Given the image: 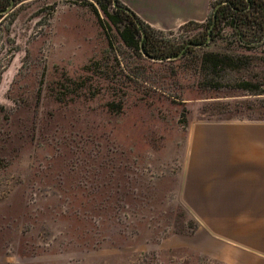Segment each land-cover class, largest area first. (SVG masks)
I'll list each match as a JSON object with an SVG mask.
<instances>
[{"label":"rangeland","instance_id":"1","mask_svg":"<svg viewBox=\"0 0 264 264\" xmlns=\"http://www.w3.org/2000/svg\"><path fill=\"white\" fill-rule=\"evenodd\" d=\"M93 8L105 20L94 0H13L0 17V264H211L186 200L191 129L264 120V35L238 45L223 21L199 48L241 62L223 87L201 89L179 62L174 76L146 70L158 90L120 72L138 63L126 49L116 62ZM201 31L162 34L182 44Z\"/></svg>","mask_w":264,"mask_h":264},{"label":"crops","instance_id":"2","mask_svg":"<svg viewBox=\"0 0 264 264\" xmlns=\"http://www.w3.org/2000/svg\"><path fill=\"white\" fill-rule=\"evenodd\" d=\"M118 1L160 31L203 23L212 3ZM186 181L187 203L206 235L199 253L211 264H264V120L194 123Z\"/></svg>","mask_w":264,"mask_h":264},{"label":"trees","instance_id":"3","mask_svg":"<svg viewBox=\"0 0 264 264\" xmlns=\"http://www.w3.org/2000/svg\"><path fill=\"white\" fill-rule=\"evenodd\" d=\"M94 1L105 19L100 20L95 8H93L98 21L106 30L112 31L113 29V38L119 44L117 46V51L111 44H108L110 51H112L113 58L116 59L117 63H120V60L124 59L123 49H126L138 63L137 66L132 68H127L125 66L126 69L121 65L119 66L120 72L122 73L123 71L125 74H129L128 77L130 78L128 79H130L132 83H138L140 86L146 85V87L149 86L150 88L152 87L158 90H160V88L149 82L146 70H149V68L155 64H162L169 68L170 76H174V68L177 67L179 62H184L185 64H183V67L192 70L194 74L199 77L197 86L201 89L216 90L223 87L219 82L220 72L231 67L238 68L241 62L238 64L237 62H233L231 54L227 51L203 52L199 50L200 47L205 45V41L208 39L207 36L211 35V39H213L215 35H217L223 21H225L224 24L229 26L236 36L238 45L249 47L251 44H256V42L259 41V37L264 35V0H220L219 2L223 3L218 5L216 9L215 22L210 32H207V27L211 22V9L205 21L200 23L202 24V31L199 37L188 40L182 44H175L166 40L162 34L163 31L155 30L142 22L118 0H115V3L120 7L117 9L112 7L111 0ZM8 2L9 0H0V11L8 5ZM212 5L211 3V6ZM1 16L2 14H0V17ZM135 22L139 23V27L135 25ZM189 24L196 23L188 22L182 26ZM141 32L143 33V37H141ZM197 44L201 46L196 47L195 45ZM140 47L147 56L159 60L152 61L145 58L140 52ZM118 55L120 56L118 57ZM169 57L173 58L167 59ZM98 76L106 81H111V78H109V80L107 79L108 74L106 71L98 72ZM124 77L125 76H123V78ZM113 80H115L114 82L116 83V81H119V78L114 77ZM123 83L124 82L120 81V85H123ZM240 87L247 90L249 89V91L255 94H259V90H256V86L248 82H242ZM111 105H114L118 111L121 107V102L119 101L115 104L111 103Z\"/></svg>","mask_w":264,"mask_h":264},{"label":"water","instance_id":"4","mask_svg":"<svg viewBox=\"0 0 264 264\" xmlns=\"http://www.w3.org/2000/svg\"><path fill=\"white\" fill-rule=\"evenodd\" d=\"M12 2H13V0H9V3H8V5L3 9V10H1L0 11V14H4V13H6L7 11H9V9L12 7ZM111 2H112V7L113 8H115V9H117V8H120L116 3H115V0H111ZM223 2H219L218 4H216L215 6H214V8L212 9V12H211V22H210V24H209V26L207 27V32H210V30H211V28L213 27V25H214V22H215V12H216V9H217V7H218V5H220V4H222ZM135 25L137 26V27H139V23L138 22H135ZM141 37H143V33L141 32ZM209 36H207V38H208ZM196 47H200L201 45L200 44H197V45H195ZM140 52L142 53V55L145 57V58H148V59H150V60H152V61H158L159 59H157V58H151V57H149V56H147L144 52H143V50L141 49V47H140ZM179 55V54H178ZM177 55V56H178ZM171 58H173V57H169V58H167V59H171Z\"/></svg>","mask_w":264,"mask_h":264}]
</instances>
